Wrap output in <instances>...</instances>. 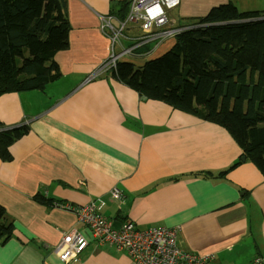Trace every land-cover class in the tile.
Here are the masks:
<instances>
[{
	"label": "crops",
	"instance_id": "1",
	"mask_svg": "<svg viewBox=\"0 0 264 264\" xmlns=\"http://www.w3.org/2000/svg\"><path fill=\"white\" fill-rule=\"evenodd\" d=\"M64 3L71 29L68 48L54 55L58 77L43 89L0 91V206L3 224L12 227L0 240V264H132L126 250L53 205L97 198L115 228L127 221L175 228L181 243L212 264H264L258 165L242 159L225 127L147 98L111 71L124 56L144 64L168 51L175 36L158 37L161 29L190 26L227 3L263 10L264 0H180L166 9L170 23L154 27V37L130 17L133 0ZM114 57L115 67L102 68ZM113 187L126 199L109 200ZM70 230L88 245L62 262L56 246Z\"/></svg>",
	"mask_w": 264,
	"mask_h": 264
},
{
	"label": "trees",
	"instance_id": "2",
	"mask_svg": "<svg viewBox=\"0 0 264 264\" xmlns=\"http://www.w3.org/2000/svg\"><path fill=\"white\" fill-rule=\"evenodd\" d=\"M64 1L0 0V91L43 89L58 77L54 55L68 48L71 29ZM190 26L141 68L119 60L113 75L147 98L225 127L264 173V9L222 4ZM3 216L0 206L1 241L12 230Z\"/></svg>",
	"mask_w": 264,
	"mask_h": 264
},
{
	"label": "built area",
	"instance_id": "3",
	"mask_svg": "<svg viewBox=\"0 0 264 264\" xmlns=\"http://www.w3.org/2000/svg\"><path fill=\"white\" fill-rule=\"evenodd\" d=\"M179 3L180 0H133L130 17L139 19L144 31L154 37V27H162L170 23L166 9L176 7ZM191 27L193 26L161 29L158 37H173ZM131 52V50H125L126 54ZM115 61L116 57L112 59V62L104 61L102 68L115 67ZM108 199L122 202L126 196L118 187H113ZM53 205L75 214L98 240L115 246L118 251L126 250L131 256L132 264H212L210 256L195 255L181 243L175 228L140 229L132 221L124 222L119 228H115L112 220L102 212L106 205V201L102 198L79 205L71 202H53ZM87 245L88 239L81 232L65 231L56 246L59 259L62 262H68ZM258 262L259 259H256L252 264H258Z\"/></svg>",
	"mask_w": 264,
	"mask_h": 264
},
{
	"label": "rangeland",
	"instance_id": "4",
	"mask_svg": "<svg viewBox=\"0 0 264 264\" xmlns=\"http://www.w3.org/2000/svg\"><path fill=\"white\" fill-rule=\"evenodd\" d=\"M236 7L238 8V6H236ZM240 11H243V10H240ZM245 11H258V10H245ZM172 42H173V39H172ZM124 57H125V59H127V61L133 62L135 64V66H142L143 65L144 61L139 62L135 57H131V56H128V57L124 56Z\"/></svg>",
	"mask_w": 264,
	"mask_h": 264
},
{
	"label": "water",
	"instance_id": "5",
	"mask_svg": "<svg viewBox=\"0 0 264 264\" xmlns=\"http://www.w3.org/2000/svg\"><path fill=\"white\" fill-rule=\"evenodd\" d=\"M242 159L244 160L245 159V156H243Z\"/></svg>",
	"mask_w": 264,
	"mask_h": 264
}]
</instances>
